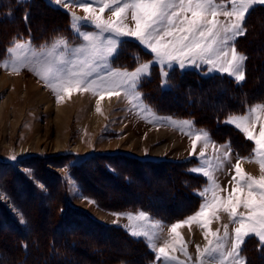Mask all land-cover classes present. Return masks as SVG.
Returning a JSON list of instances; mask_svg holds the SVG:
<instances>
[{
	"label": "rangeland",
	"instance_id": "1",
	"mask_svg": "<svg viewBox=\"0 0 264 264\" xmlns=\"http://www.w3.org/2000/svg\"><path fill=\"white\" fill-rule=\"evenodd\" d=\"M23 1L25 0H20V2ZM52 1L54 4H56L55 0ZM58 6L62 9H66L71 14L75 13V15L78 17H83L85 15V13L78 7H73V6L64 7L63 5H58ZM263 6L264 4H256L252 7V9H250L249 13L252 10H254L255 7H263ZM249 13L246 14V17ZM36 15L38 17L37 20L39 19L40 16L41 17L44 16L41 11H38ZM52 15H54V13L50 14L51 18L48 17L47 21L45 22L46 26L48 25L51 26L54 24L55 21L52 19ZM103 16L104 19L106 20L109 19L111 16L110 11L106 10ZM220 19H223V17H221ZM261 19H264V11L262 12L258 10L256 13L252 15L248 23L251 26V28L256 26L262 30V28L264 29L263 26L264 23L261 21ZM58 20H59L58 22H62L60 21V18H58ZM128 23L130 26H133L130 18ZM70 25L63 28V30H66L64 32L66 34H64L62 37L68 39L69 41H73L75 37ZM245 28H246V24H245ZM88 30H93V29L89 28ZM46 38H47L46 35H42L41 38L37 37L36 42L38 44L41 43L38 46L34 44L31 37L29 38L18 37L16 40L29 41L31 39L33 45L39 48L41 45H45V43L42 42ZM126 38H131V37H126ZM250 38L254 39V37H250ZM250 38L247 42L251 40ZM0 39L3 41L4 44H6V46L2 48L1 46L2 43H0V63H3L5 60L10 61V57H8L6 50L10 46H12V44L16 40L10 43L9 47L7 48L8 45L7 39L4 37H0ZM131 39L134 40V38ZM52 40L53 38L52 39L48 38L47 43L51 42ZM122 44L118 48L119 51L118 56L112 59L111 67L114 69H121V70L125 68L129 71H132L135 68H132L131 70V67L129 66L127 67L122 66L123 63H121V61L118 63V58L121 54ZM252 46L254 45H248L249 51L252 50L251 49ZM237 52L246 56L244 53L239 52L238 50ZM2 54L3 56H1ZM151 60L152 59H148V60H143L141 62H149ZM245 62L246 60L244 61V65ZM155 67H158L157 69L160 70V75H161V66L155 63H153L151 66V74ZM175 67L177 66H173L172 68L166 69L168 70L167 79L168 77H170L171 75L170 73L172 72L173 68L175 69ZM187 68L196 69V70H206V73L208 75L220 74L234 79L233 77L227 75L226 73L222 74L218 72H209L207 66L187 67ZM101 71L102 72L106 71V69H101ZM4 73L6 75L13 74L17 78L18 75L21 76V80H20L21 87L19 90L20 93L19 92L14 93L15 86L13 84L14 82L12 81L9 82L7 85L0 84V107L1 104L4 102V100L7 101L6 111L8 113V114L7 113L3 114L0 117V200L6 203L8 208L12 210L13 215L16 216L15 220H17L18 224H20L21 227L27 226L28 230L31 229V227L29 226V224L31 223H29L28 221V218H30L31 210L28 207L29 203L27 204V206L25 205L26 200L28 198H26V195L23 192L24 190H21V186H23L22 185L23 183L21 182L20 178H16L14 187L18 191V198L20 201L23 202L24 208H20V205L14 204L13 201H11L10 198L7 196L8 191L6 190V186L4 183V178L6 176L4 175H6L9 172V171H5L6 168L9 167V165H13L18 171L27 175V177L35 183V185L37 186L36 187L37 190H40V192L38 191V193L39 194L42 193L44 194V196L45 195L47 196V197L45 196V201L42 203V206L46 209L45 211L47 213L43 212L42 218L44 217L47 219L49 217L48 214L49 210L50 213L51 211L53 212L54 210L53 207H55V204L57 203V201L55 200L56 195L54 192H56V189H62L63 194H62V198L60 197L61 203L60 202L59 203L62 204L64 202L66 204L65 206L68 208L67 217L69 223L67 221L62 222V224L60 225L59 228H57L58 230L55 231L54 234H56L57 236L61 235L60 232H63L65 236H72L73 234H77V233L80 234V237L82 238L84 243L83 244L81 243L80 246V243L77 240L75 242L76 244L74 243L73 245L74 246L77 245L78 247L80 246V250H78L77 253L75 254L78 257L77 256L75 257L76 260L77 259L80 260L81 264H94L95 261L98 259V258H96L95 260H93V258L88 259L86 255L88 254L91 255V252L89 253L83 250L87 247V250L89 251V246H92V244L96 247V242H99L98 244L99 249L109 248V249H104L101 252V253L105 252V254H103V258L101 259V261H99L101 264H160V262L156 260V253L152 250V248L148 246L147 241L143 237L135 238L129 234L128 226L130 223H135V221L130 222L128 219L124 217H126L129 214L134 215L138 212H143L147 214L153 220L158 221L165 226L162 233V238L167 239L168 237L167 226H170L173 223L182 222L187 217L197 212L198 210L196 209L198 208H194V211H192L193 213L191 212V209L190 211H186V206L190 204V201L187 200L188 197L184 191H180V194L177 195L175 201L176 204L178 205V208L177 210H175L174 213L180 214L183 211H185V214L175 216V218L174 216L173 218L166 217L164 215L158 216L155 212L156 209L154 208L147 210V208H143L142 206L138 208V207H131V206L126 207L120 205L133 202L132 200L134 199L135 194L134 195L129 194L130 195L129 196L127 193H130L131 192L130 190L132 189L137 190L136 187L143 186V184L144 187L139 188L140 193H142L143 191V194L147 192L146 190L148 189V187L153 188L155 184L160 182L163 183L169 182L171 183V185L174 184V181L176 180L175 178H178L179 175L175 171L176 169L180 170L182 168L183 170H181L182 171L181 177L185 179V183H180L178 181H175L176 185L179 184V186H181L182 188H186L188 186H191L190 185L191 182L192 184L195 182L196 183L195 189H193L192 191L195 194L199 195L200 198H199L198 207H200V204L202 202V197L200 196L199 193L206 186V178L200 173H195L190 171V167L191 169H193L199 166L200 164L199 153L202 150L205 152V157L212 163H215V159L219 153L216 151V148H214L212 145H209L207 148H203L202 142H197L195 152H193V147H192L193 138H191L188 134H186L188 132V129L184 127L183 130H181L180 128H177L174 124H170L168 119L166 118H171L172 121H190L193 124V127L191 129L192 132H198L200 130H203L208 134V136L210 132L204 128L198 127L194 119H181L170 114L169 115L159 114V112H156L154 109H152V107L147 102H145L144 94L143 92H141L140 89L142 81L148 78L151 74L149 76L142 78L139 84L138 91L142 97L143 106L150 108L152 113H154L155 115H151L148 112L139 111L137 108L133 107V105L128 103V101L124 98V95L122 93L120 97L121 99L124 100L125 106L120 108L116 107L115 109H113L111 114L107 116L108 119L104 122V124L101 125V127L94 129L92 125H90V120L92 117L93 110L96 109L95 97L99 98V96L93 95L92 92H73L70 96L64 95L62 98L63 100H65L64 98H68V97L74 98L76 96L88 98L91 101V107L89 110H86L82 108L83 106L78 105L77 108L74 110V112L70 114V117L63 118L62 123L60 124L56 119L55 109L60 103L63 102L62 99L60 100L61 102L60 101L58 102L57 96L54 94V92L49 87H47L45 83L37 75H35L33 71L30 70V68L22 67L19 73L16 74L10 70H6L5 68L0 67V77H2L1 75H3ZM8 79L15 80L14 78H11V76H9ZM236 82L238 84H241L244 82V80L243 81L236 80ZM164 83L163 86L168 87L167 81L165 84ZM36 86L44 93L50 95L49 96L50 100L51 102H53L52 104L55 105L54 107H52L50 112L45 113L46 105L44 104H42L40 107L39 106L35 107V106H31L30 103H27L24 100L23 93L25 89L28 88V90H32L33 88H36ZM180 101L182 102L181 99ZM144 102L147 103L148 105L145 104ZM262 102H264V100ZM104 103L99 104L101 111L104 109L102 108V105ZM257 103L260 102H256L255 104ZM205 105L208 106V102H205ZM249 107L250 106L248 105L246 112L249 109ZM243 114H232V115H243ZM226 120H224V123L228 125L229 128H234L241 135H243V133H241L238 129H236L234 125L226 123L225 122ZM83 121H87L86 123L88 125L83 126L81 123ZM122 122H124V124ZM129 124H131L130 127H128ZM160 129H166L167 131H170L174 135L178 136L177 138H182L184 140V143L181 144L183 149L180 146L177 148V150L176 149L167 150V151L165 150L163 154L156 155L154 153L155 148L161 146V144H163L166 140L159 139L156 142H151L148 141L147 136L153 130H160ZM258 132H259V126L257 125L256 133L258 134ZM132 133L133 135H135V139L132 140V142L134 143H132L129 140L122 142V140L129 137V135ZM209 137L211 138V141L215 146H222V145L230 146V149L232 151L231 162L225 163L223 169L215 173L217 182L220 184L222 188L227 189V191L221 193V195L226 196L227 192L231 191L232 185L230 181L232 175L235 174L232 165H235L237 163L236 156L239 155L240 157H248L251 154L253 144L252 142L248 141L244 135L241 138L242 140L241 139L234 140L236 142L235 145H233L232 141L230 140H228L225 143L224 142L219 143V141L213 139L211 134ZM79 145L82 147V149L76 148V146ZM123 154L124 155L128 154L136 158H145V159L161 158L163 160H159V161L168 160V161L180 163V165L183 166L180 168L179 165L173 163L172 166H174V168L169 169L164 166L165 167L164 170L167 171L160 173V170H163L162 168L153 170L152 168L153 166L151 167V165H148L147 163L145 164V162H141L138 160L133 161L134 159H126L128 165L125 166L123 164V161L125 159V157L122 156ZM108 155H118V156L109 158ZM13 156L16 158L15 160L11 159ZM39 157H41L42 159H46V161L42 164V166L37 167L35 166L34 161L35 159H39ZM61 157H63V159H61ZM106 158L116 163L119 172V175L116 174V177L114 176L111 178L110 176L108 178V176H105L104 173L107 171V165H106L107 163L104 162V160ZM190 162L193 164L191 165ZM54 163L58 166H56ZM84 163L86 164L83 170H80L79 167ZM187 163L189 164L187 165ZM241 168L244 170L245 173L250 174L252 176L259 177L260 175L259 166L255 163L242 162ZM104 170L105 172L103 173ZM135 170L139 171L138 175ZM76 172L80 175L81 179L78 178ZM127 174L133 176L132 183L130 182L128 177H126ZM191 174L198 175L205 183L200 179H193ZM141 177L143 180L142 182H140L139 180ZM128 187H129V191H128ZM171 187L167 186V191H165L162 195L156 196L157 200L159 197V201L156 202V204L159 207L166 208L174 204L173 202L162 204V201L159 204L160 199L162 197L164 196L167 197L168 195L173 194V189ZM104 195L106 196L109 203L107 201L104 202L103 200ZM100 196L102 197L101 200H99ZM123 196H125L126 198L124 199L121 198ZM140 196H142V194H140ZM102 204H106V207ZM120 207H124V208L122 209ZM145 207H147V205ZM161 211L163 212L162 214L166 213L163 210ZM239 211H244V210L240 209ZM118 216L120 218H118ZM25 217H27V219ZM98 222H102L105 225H100ZM44 223L45 224L40 226L42 232L46 230L45 228L48 227L47 225L48 223L47 222ZM225 223H228L227 215L221 213L220 221L213 222L211 224V228L215 230L221 227V225ZM116 228L121 229L122 234L120 235L123 236H120L118 234ZM33 230H35V227L32 229V231ZM3 231H5V229ZM178 231L182 235L184 241L188 244V252L191 253L193 259H195L196 246L200 245L201 247H203L206 243L202 234V230L196 224H192L190 228L189 226H184L178 229ZM185 231L186 233H188L187 235L185 234ZM229 231L230 233L232 231L231 225L229 226ZM123 237L126 241L123 240ZM251 244L254 246L250 247ZM74 246L72 247L74 248ZM240 251H242L240 252L241 253L240 257L243 260L244 264H255L257 263L256 261H258V264H264V247L260 246V242L256 237L249 236L245 238V242L241 245ZM31 253L32 252L28 253V260L26 264H32ZM101 253L99 252V254ZM172 254H175L178 257V259L181 260L185 259L180 252H175ZM84 257H86V259ZM115 257L118 259L113 261ZM249 260L251 261V263ZM73 263H74V259L72 264ZM74 264H79V263L75 262Z\"/></svg>",
	"mask_w": 264,
	"mask_h": 264
},
{
	"label": "snow or ice",
	"instance_id": "2",
	"mask_svg": "<svg viewBox=\"0 0 264 264\" xmlns=\"http://www.w3.org/2000/svg\"><path fill=\"white\" fill-rule=\"evenodd\" d=\"M55 3L78 7L85 13L83 17L71 14L70 26L75 39L54 37L39 48L31 40H16L6 50L10 61L0 63V67L16 74L22 67L30 68L54 92L58 102L73 92H92L100 100L105 95L120 97L123 93L133 107L155 115L143 106L138 91L142 78L151 74L153 63L161 66L165 83L166 69L173 66L180 69L207 66L209 72L226 73L237 81L244 80L247 57L237 52L234 41L245 33L246 14L254 5L264 4V0H55ZM106 10L111 13L107 20L103 16ZM129 18L133 26L129 25ZM126 37L134 38L149 51L152 60H137L132 71L112 68V59L118 56V48L124 43L122 38ZM96 111H101L99 101ZM166 119L181 130L188 129L186 134L193 138V152L197 142H202L203 148L212 145L219 154L212 163L203 150L199 153L200 164L190 171L206 178V186L199 193L201 205L182 222L167 226V239L162 238L165 226L143 212L124 217L135 221L128 226L129 234L143 237L160 264H244L240 250L245 238L254 236L264 247V102L225 121L253 144L248 157L236 156L237 163L232 165L235 173L230 181L232 187L226 196L221 195L227 189L220 186L215 173L231 162L230 146H215L203 130L192 132L190 121ZM242 162L257 164L259 177L245 173ZM221 213L227 215L228 223L213 230L211 224L220 221ZM192 224L202 230L206 241L203 247L196 246L195 259L178 231ZM175 252H180L185 259H178L172 254Z\"/></svg>",
	"mask_w": 264,
	"mask_h": 264
},
{
	"label": "trees",
	"instance_id": "3",
	"mask_svg": "<svg viewBox=\"0 0 264 264\" xmlns=\"http://www.w3.org/2000/svg\"><path fill=\"white\" fill-rule=\"evenodd\" d=\"M258 10L263 12L264 6L255 7V9L247 15L244 22V27L246 24V32L240 36V38L238 37L235 42L236 49L239 52L244 53L247 57L244 66V74H246L244 77L246 80L244 79L245 81L243 83L238 84L236 80L225 75H208L206 70L189 68L180 69L177 66L175 69L173 68L170 73V77L167 79L168 87H164V81L161 78L160 70L157 69L158 67H155L152 74L141 83L140 89L145 96V101H147V103L154 110L156 109L155 111L160 114H170L182 119H194L197 126L208 130L213 139L216 141L225 143L230 140L233 145H235L236 143L234 140H240L243 135H241L234 128H229L228 125L224 123V120L232 114H243L246 112L248 105L252 106L256 102H262L264 100V29L262 28L261 30L256 26L251 28L248 23L252 15ZM38 11H41L44 16H40L37 20L38 17L36 13ZM53 13L54 15H52V19L55 22L51 25L53 27L51 28V26L48 27L49 25L46 26L44 22L47 21L48 17L51 18L50 14ZM58 18H60V21L62 22H58ZM261 21L264 23V19H261ZM39 22H42L41 26L39 25ZM70 23L71 13L54 4L52 0H25L23 2H20V0H0V37L7 39V48L10 43L18 37H31L34 44L38 46L41 43L38 44L36 42V38H41L42 35H46L47 38L42 43L47 44V40L50 36L53 38L66 34L64 33L66 30H63V28L69 26ZM51 31L53 33H51ZM250 37H254V39H251ZM249 38L251 40L247 42ZM123 40L124 43L121 47V54L118 58V63L121 61V63H123L122 66L135 68L137 66V60L141 62L152 58V54L144 49L143 46L139 45L137 41H134L131 38H124ZM0 43H2V48L6 46L1 39ZM248 45H254L252 46L251 51H249ZM1 56H3V54ZM205 102H208V106L205 105ZM115 156L118 155H108L109 158H113ZM122 156L125 157L123 161L125 166L128 165L126 159H134L133 161L138 160L151 165V167L153 166V170L162 168L163 170H160V173L167 171L164 170L165 167L169 169L174 168V166L172 167L173 163L179 165L180 168L183 166L180 165V163L168 160L159 161L163 159L136 158L128 154H123ZM61 159H63V157H61ZM45 161L46 159L39 157V159H35L34 163L35 166L38 167L42 166ZM104 162L107 163V171H103V173L105 172V176H108V178L111 176L112 178L114 176L116 177V174L119 175L117 165L114 161L106 158ZM85 164L86 163L81 165L79 169L83 170ZM181 170L183 169H176L175 172L179 175L178 178H175V181L185 183V179L181 177ZM5 171H9L7 175H4L6 176L4 178V183L6 190L8 191L7 196L14 204L20 205V208H24V205L18 198V191L15 189L14 183L16 178H20L23 183L21 190H24L23 192L25 193L26 198H28L25 205L27 206L29 203L28 207L31 210L30 218H28L29 223H31L29 224L31 229L28 230L27 226L21 227L17 220H15L16 216L13 215L12 210L8 208L6 203L0 200V264H26L29 252H32V264H72L73 259L74 263L76 262L81 264L80 260H76L75 257L77 256L75 255L77 251L80 250L81 243H84L80 234L77 233L72 236H65L63 232H60L61 235L59 236L54 234L62 222L67 221L69 223L67 217L68 208L65 206L66 204L64 202L62 203L63 205L60 204V197L62 198L63 194L62 189H56V192H54L57 203L55 204V207H53V212L51 211L50 213L49 210V217L47 219L44 217L42 218L43 212H46V209L42 206L46 195L44 196L42 193L39 194L38 191L40 192V190H37L35 183L29 179L27 175L18 171L13 165H9ZM136 172L138 175L139 171ZM76 175L81 179L77 172ZM191 176L193 179H200L203 181L201 177L196 174H191ZM126 177H128L132 183L133 176L127 174ZM139 180L142 182V177ZM175 181L172 185L169 182L157 183L153 188L148 187L146 190L147 192L144 194L143 191L140 193L139 190V188L144 187V184L143 186L136 187L137 190H130V195L135 194V197L132 200L134 203H125L120 206L143 207L147 205V209H156L155 212L158 216L167 215V217H173L174 214L175 216H179L185 214V211L180 214L174 213L178 208L175 200L177 195L180 194V191H184L188 197L187 200L190 201V204L186 206V211H188V209L194 211V208H197V204H199L200 198L199 195L192 191L195 189L196 183L194 182L192 184L191 182V186H185L186 188H182L179 184L176 185ZM167 186H174L171 187L173 189V194L168 195L167 197H162L159 204L161 201L162 204L169 202H173L174 204L172 206L162 208L156 204V202L159 201V197L157 200L156 196L162 195L165 191H167ZM140 194H142V196H140ZM100 197L99 200L102 199V197ZM121 198L124 199L126 197L123 196ZM103 200L104 202H108L105 195L103 196ZM143 200L147 201L144 202ZM102 205L106 207V204ZM120 208L123 209L124 207ZM161 210L166 213L162 214L163 212ZM25 218L27 219V217ZM44 222L48 223V227L45 228L46 230L43 229L45 232H42L40 226L45 224ZM98 223L100 225H105L102 222ZM34 227L35 230L32 231ZM4 229L5 231H3ZM117 231L119 235L122 234L121 229H117ZM77 240L80 243L79 247L77 245H73ZM123 240H125L124 237ZM98 244L99 242H96V247L93 244L92 246H89V251L87 250V247L83 249L89 253L91 252V255H86L88 259L93 258V260H95L98 258L94 264L100 263L99 261H101L103 254H105V252H101L104 249H109H99ZM72 246H74V248ZM253 246L254 245L252 244L250 245V247ZM99 252L101 254H99ZM84 258L86 259V257ZM116 259L118 258L115 257L113 261ZM256 262L257 263L255 264H258V261Z\"/></svg>",
	"mask_w": 264,
	"mask_h": 264
},
{
	"label": "bare ground",
	"instance_id": "4",
	"mask_svg": "<svg viewBox=\"0 0 264 264\" xmlns=\"http://www.w3.org/2000/svg\"><path fill=\"white\" fill-rule=\"evenodd\" d=\"M40 23V24H39ZM38 24L41 26V23L42 22H39ZM45 23V22H44ZM44 25V24H43ZM42 25V26H43ZM50 27V26H48ZM46 28V27H45ZM51 28H53L51 26ZM50 29V28H49ZM49 31V30H48ZM246 32V30H245ZM49 33V32H48ZM51 33H53L51 31ZM58 35V34H57ZM48 36V35H47ZM50 36V35H49ZM45 37V36H44ZM51 38V36H50ZM54 38V37H53ZM240 38V37H239ZM52 39V38H51ZM124 39V38H123ZM31 40V39H30ZM33 44V43H32ZM120 50V49H119ZM119 52V51H118ZM143 58V57H142ZM146 58V57H145ZM152 59V58H150ZM172 68V67H171ZM179 68V67H178ZM125 69V68H124ZM132 70V68H131ZM168 71V70H167ZM10 74V73H9ZM246 75V74H244ZM2 77H0V84H4V85H7L9 82H14V93L16 92H19L20 90V80H21V76L18 75V78L16 76H14L13 74H10V75H6L5 73L3 75H1ZM11 76V78H14L15 80H12V79H8V77ZM246 80V79H245ZM244 80V81H245ZM243 81V80H242ZM11 84V83H10ZM165 84V83H164ZM9 93V92H8ZM20 93V92H19ZM23 93V92H22ZM23 96H24V100L27 102V103H30L31 106H35V107H40L42 104L46 105V112H50L52 107H54L55 105L52 104L53 102H51L50 100V95L44 93L42 90H40L37 86L36 88H33L32 90H28V88L25 89L24 93H23ZM145 97V96H144ZM65 100L62 99V103H60L57 107H56V119L58 120V123H62V120L63 118H69L70 117V114L74 112V110L77 108V106H83L82 108L86 109V110H89L90 107H91V101L90 99L88 98H84V97H80V96H76L74 98H64ZM99 101V104L100 103H104L102 105V108H104L101 112H97L96 109L93 110L92 112V117H91V120H90V125H92V127L95 129V128H99L101 127V125L104 124V122L108 119L107 116L109 114H111L112 110L115 109L116 107L120 108V107H123L125 106V102L123 99H121V97H116V96H112V97H109V96H105V98L103 100H100L98 97L96 98L95 97V104L97 106V102ZM9 102V101H8ZM61 102V101H60ZM147 102V101H145ZM144 102V103H145ZM7 101L4 100V102L1 104V107H0V117L1 115L3 114H6L7 111H6V108H7ZM147 104V103H145ZM85 105V106H84ZM118 105V106H117ZM148 105V104H147ZM9 106V105H8ZM26 106V105H25ZM155 108V107H154ZM38 109V108H37ZM43 109V108H42ZM79 109V108H78ZM153 109V108H152ZM156 110V109H155ZM14 113V112H13ZM8 114V113H7ZM160 114V113H159ZM164 114V113H163ZM122 115V114H121ZM165 115V114H164ZM168 115V114H167ZM74 117V116H73ZM182 119V118H181ZM180 119V120H181ZM125 121V120H124ZM8 122V121H7ZM51 122V121H50ZM87 121H83L81 122L83 126H87L88 124L86 123ZM194 122V121H193ZM124 124V122H122ZM74 124V123H73ZM80 124V123H79ZM131 124L128 125V127H130ZM193 125V124H192ZM197 125V124H196ZM122 127V126H121ZM195 127V126H194ZM4 129V128H3ZM6 129V128H5ZM142 129V128H141ZM8 130V129H7ZM171 130V129H170ZM200 130V129H199ZM232 130V129H231ZM230 130V131H231ZM4 131V130H3ZM6 131V130H5ZM141 131V130H140ZM233 131V130H232ZM235 131V130H234ZM81 132V131H79ZM145 132V131H144ZM62 134V133H61ZM179 135V134H178ZM182 135V134H181ZM84 136V135H83ZM210 136V134H209ZM212 136V135H211ZM234 136V135H233ZM178 136L174 135L173 133H171L170 131H167L166 129H160V130H153L152 132H150L147 136V139L148 141H151V142H156L158 141L159 139L163 140L165 139L166 141L161 144V146L159 147H156L155 148V154L156 155H161L165 152V150H172V149H176L178 147L181 146L182 143H184V140L182 138H177ZM187 138V137H186ZM39 139V138H38ZM37 139V141H38ZM135 139V135L130 134L129 137H127L126 139L122 140V142L124 141H131ZM138 139V138H137ZM146 139V140H147ZM184 139H185V136H184ZM139 140V139H138ZM82 142V141H81ZM138 142V141H137ZM143 142V141H142ZM186 142V141H185ZM234 142V141H233ZM128 143V142H127ZM130 143V142H129ZM134 143V142H132ZM218 143V142H217ZM219 143H221L219 141ZM236 143V142H235ZM239 143V142H238ZM145 144V143H144ZM238 145V144H237ZM186 146V145H185ZM133 147V146H132ZM76 148H79V149H82V147L79 145V146H76ZM182 148V146H181ZM183 149V148H182ZM181 149V150H182ZM22 150V149H21ZM24 150V149H23ZM186 151V150H184ZM232 152V151H231ZM236 156V155H235ZM152 158V157H151ZM155 158V157H154ZM158 158V157H157ZM161 159V158H160ZM176 159V158H175ZM52 160V159H51ZM56 160V159H55ZM22 163V162H21ZM26 163V162H25ZM24 163V165H25ZM191 163V162H190ZM189 163H187L188 165ZM193 163H191L192 165ZM56 165V164H55ZM172 165V164H171ZM190 165V166H191ZM244 165V164H243ZM22 166V165H21ZM58 166V165H56ZM247 166V165H246ZM55 167V166H54ZM173 167V166H172ZM22 168V167H21ZM243 168V166H242ZM26 169V168H25ZM176 169V168H175ZM191 169V167H190ZM30 170V169H29ZM63 170V169H62ZM173 171V170H172ZM49 172V171H48ZM54 172V171H53ZM6 174V173H5ZM7 175V174H6ZM52 184V183H51ZM58 186V185H56ZM54 187V185H53ZM130 187V186H129ZM129 187H128V191H129ZM115 193V192H114ZM127 193V192H126ZM128 195L130 193H127ZM130 196V195H129ZM139 198L141 199V197L139 196ZM143 199V198H142ZM130 200V199H129ZM141 201V200H140ZM144 201V200H143ZM147 201V200H146ZM144 201V202H146ZM114 202V201H113ZM116 202V201H115ZM149 202V201H148ZM118 203V202H117ZM115 203V204H117ZM134 203V202H133ZM146 204V203H145ZM153 205V204H152ZM199 205V204H197ZM201 205V204H200ZM141 206V205H140ZM83 207V206H82ZM145 207V206H143ZM149 207V206H148ZM153 207V206H151ZM88 208V207H86ZM139 208V207H138ZM137 208V209H138ZM147 208V207H146ZM197 208L199 209V207L197 206ZM77 209V208H76ZM82 209V208H81ZM141 209V208H140ZM196 209V210H198ZM87 210V209H86ZM144 210V209H143ZM148 210V209H147ZM135 211V210H134ZM190 211V209L188 210ZM150 212V211H149ZM192 212V210H191ZM139 213V212H138ZM193 213V212H192ZM189 214V213H188ZM94 215V214H93ZM153 215V214H152ZM173 215V214H172ZM190 215V214H189ZM151 216V215H150ZM21 217V216H20ZM154 217V216H153ZM167 217V215H166ZM159 218V217H158ZM171 218V217H170ZM173 218V217H172ZM174 218H175V214H174ZM163 219V218H162ZM180 219V218H179ZM158 220V219H157ZM160 220V219H159ZM176 220V219H175ZM103 221V220H102ZM170 221V220H169ZM184 231V230H183ZM201 233V232H200ZM185 234L187 235L188 233H186L185 231ZM192 237V236H191ZM189 238V237H188ZM242 252V251H240ZM244 252V251H243ZM191 254V253H190ZM241 255V253H240ZM247 259V258H246ZM248 263V262H247Z\"/></svg>",
	"mask_w": 264,
	"mask_h": 264
}]
</instances>
